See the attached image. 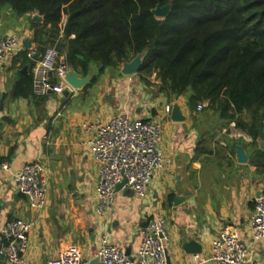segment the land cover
Listing matches in <instances>:
<instances>
[{"label": "crops", "instance_id": "obj_1", "mask_svg": "<svg viewBox=\"0 0 264 264\" xmlns=\"http://www.w3.org/2000/svg\"><path fill=\"white\" fill-rule=\"evenodd\" d=\"M31 21V15L16 16L10 8L0 12V36L16 33L24 45L0 63V159L9 164L8 170L0 171V244L2 227L20 217L34 222L23 253L35 264H45L71 245L94 261L103 232L133 256L146 219L162 215L167 220L171 264H195V256L200 261L197 264H217L209 259L211 241L224 225L239 232L251 259L264 261V238L254 240L251 231L256 197L264 193V150L258 141L254 145L234 121L219 122L215 131L212 117L219 120L217 113L191 112L183 97H167L158 91L154 72L146 82L137 73L113 74L112 78L105 71L91 84L92 72L88 84L71 89L67 96L16 94V85L30 73L24 38L33 35L32 46L39 44ZM46 39L43 36L41 42ZM175 102L185 117L182 121L171 118ZM123 112L161 123L159 148L171 162L155 171L144 197L120 190L116 204L99 218L95 210L97 163L87 145L93 129L82 125ZM238 146L244 149L247 161H238ZM29 160L39 161L45 168L47 204L41 210L29 206L12 179ZM185 190L192 196L175 205V196ZM191 243L200 251L187 250Z\"/></svg>", "mask_w": 264, "mask_h": 264}, {"label": "trees", "instance_id": "obj_2", "mask_svg": "<svg viewBox=\"0 0 264 264\" xmlns=\"http://www.w3.org/2000/svg\"><path fill=\"white\" fill-rule=\"evenodd\" d=\"M167 3L168 15L152 13ZM9 8L43 15L31 21L37 50L55 45L78 74L94 72L91 84L144 52L142 80L156 72L167 97H183L191 112L202 103L198 112L234 121L254 145L264 140V0H0V12ZM24 58L30 68L26 49ZM21 79L15 93L32 94L31 72Z\"/></svg>", "mask_w": 264, "mask_h": 264}, {"label": "built area", "instance_id": "obj_3", "mask_svg": "<svg viewBox=\"0 0 264 264\" xmlns=\"http://www.w3.org/2000/svg\"><path fill=\"white\" fill-rule=\"evenodd\" d=\"M24 46L16 33L0 36V63L16 49ZM35 46L26 49V57L32 61V93L45 97L51 93L61 94L69 87L66 74L70 69L64 56L55 45H46L39 57ZM203 104L197 105L201 110ZM168 110V107H167ZM93 129L87 145L97 163L96 204L99 218L104 217L116 204V186L126 179L123 188L134 191L139 197L147 193L149 181L155 171L166 168L171 162L159 148L162 125L153 118H134L127 112L110 116L105 121L83 123ZM9 164L0 159V171L8 170ZM15 187L26 196L29 206L41 210L47 204L48 183L44 165L39 161H26L12 174ZM34 222L14 217L1 229L0 264H35L24 251L28 248L29 234ZM251 231L254 240L264 238V193L256 197L251 216ZM169 233L167 220L162 215L151 216L142 232V239L133 256L124 247L110 241L104 232L99 235L96 253L98 264H167ZM212 255L209 259L217 264H264L248 256V245L239 232L229 225L221 227L211 241ZM195 264L199 263L195 256ZM80 247L71 245L45 264H89Z\"/></svg>", "mask_w": 264, "mask_h": 264}, {"label": "water", "instance_id": "obj_4", "mask_svg": "<svg viewBox=\"0 0 264 264\" xmlns=\"http://www.w3.org/2000/svg\"><path fill=\"white\" fill-rule=\"evenodd\" d=\"M171 9V4L167 3L165 5H160L157 4L151 11L156 17H165L166 15L169 14ZM31 20L36 23H42L43 22V15L39 14L38 12H33L31 14ZM33 35L26 36L24 38V44L26 48H31L32 47V42H33ZM40 52L38 51L34 55V59H37L39 57ZM144 52L138 53L129 61H124L121 65V73L124 75H131L135 74L139 71V69L142 66L143 59H144ZM91 72L86 74L85 76H79V74L70 67L69 71L66 74V81L69 84V87H67L64 91V95L67 96L70 92L71 89H80L86 84H88L91 80ZM204 105H207V102L205 101ZM171 118L174 121H182L185 119V117L181 113V109L178 103H174L172 106L171 110ZM258 145L259 148L264 150V140L259 139L258 140ZM237 159L239 162H245L247 161V155L244 151V149L241 146H238L237 148ZM126 179H123L120 183L117 184L116 190L120 191L122 186L125 184ZM122 191H124L125 194L127 195H134V191L128 188H123ZM192 196L191 192L188 190H185L182 194L176 195L174 198V204L179 205L185 201H187L190 197ZM148 223V218L146 219L144 225L146 226ZM191 247H188L187 250H190L192 252H199L200 247L196 246L195 243H191ZM89 264H98V259L96 258L94 261H90ZM167 264H171V261L169 257L167 256Z\"/></svg>", "mask_w": 264, "mask_h": 264}, {"label": "rangeland", "instance_id": "obj_5", "mask_svg": "<svg viewBox=\"0 0 264 264\" xmlns=\"http://www.w3.org/2000/svg\"><path fill=\"white\" fill-rule=\"evenodd\" d=\"M121 65H122V64H121ZM121 65H119V68H120V69H121ZM106 73H107V75H109V77H112V78L114 77V76H112L113 73H114V69L110 68V69L107 70ZM152 73H153V72H152ZM152 73H151V74H152ZM154 73H156V72H154ZM137 75H138V74H137ZM107 79H108V82H109L110 79H109V78H107ZM247 115H248V113H247ZM208 117H209V115H208ZM212 118H213V119L215 118V119H214V122H216V124L213 125V129H215V131H217V129H218V124H219V122L221 123V121H220V119H219V120H216V118H217L216 116H213ZM217 119H218V118H217Z\"/></svg>", "mask_w": 264, "mask_h": 264}]
</instances>
